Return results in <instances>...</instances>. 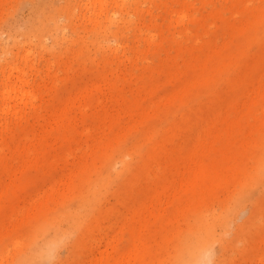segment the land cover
I'll return each instance as SVG.
<instances>
[{
  "label": "rangeland",
  "instance_id": "1",
  "mask_svg": "<svg viewBox=\"0 0 264 264\" xmlns=\"http://www.w3.org/2000/svg\"><path fill=\"white\" fill-rule=\"evenodd\" d=\"M0 264H264V0H0Z\"/></svg>",
  "mask_w": 264,
  "mask_h": 264
}]
</instances>
